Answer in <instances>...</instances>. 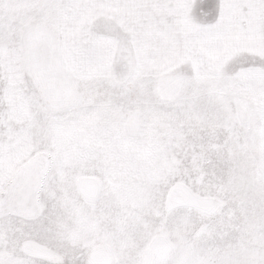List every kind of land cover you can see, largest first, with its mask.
I'll list each match as a JSON object with an SVG mask.
<instances>
[{
	"label": "snow or ice",
	"instance_id": "1",
	"mask_svg": "<svg viewBox=\"0 0 264 264\" xmlns=\"http://www.w3.org/2000/svg\"><path fill=\"white\" fill-rule=\"evenodd\" d=\"M0 264H264V0H0Z\"/></svg>",
	"mask_w": 264,
	"mask_h": 264
}]
</instances>
